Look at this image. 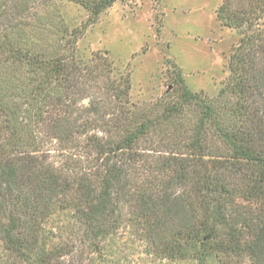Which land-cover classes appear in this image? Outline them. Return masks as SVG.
I'll return each mask as SVG.
<instances>
[{
	"label": "trees",
	"instance_id": "16d2710c",
	"mask_svg": "<svg viewBox=\"0 0 264 264\" xmlns=\"http://www.w3.org/2000/svg\"><path fill=\"white\" fill-rule=\"evenodd\" d=\"M64 1L79 28L57 0H0V264L108 262L124 230L159 261L264 264V0L215 10L239 33L216 97L178 69L140 111L129 74L76 46L113 0Z\"/></svg>",
	"mask_w": 264,
	"mask_h": 264
},
{
	"label": "rangeland",
	"instance_id": "374dc122",
	"mask_svg": "<svg viewBox=\"0 0 264 264\" xmlns=\"http://www.w3.org/2000/svg\"><path fill=\"white\" fill-rule=\"evenodd\" d=\"M221 2L113 0L96 22L86 27L76 46L85 57L93 52L107 54L114 76L129 74L130 101L136 110L172 102L178 92L175 83L178 69L189 90L203 91L213 98L227 80L229 53L239 38L235 29L216 18L215 10ZM242 4L246 6L247 0H235L236 8ZM55 5L69 28H79L87 19V10L78 3L57 0ZM121 234L120 239L111 241L108 262L95 255L93 261L87 257L85 262L191 264L153 259L143 253L142 246L132 240L128 230Z\"/></svg>",
	"mask_w": 264,
	"mask_h": 264
}]
</instances>
